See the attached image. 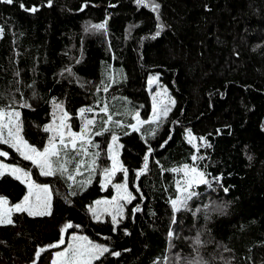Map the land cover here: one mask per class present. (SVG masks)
<instances>
[{
    "label": "trees",
    "instance_id": "1",
    "mask_svg": "<svg viewBox=\"0 0 264 264\" xmlns=\"http://www.w3.org/2000/svg\"><path fill=\"white\" fill-rule=\"evenodd\" d=\"M32 7L38 11L25 10ZM105 22V29L91 27ZM0 30V110L21 113V135L38 149L47 144L53 101L74 131L79 111L104 98L124 99L147 119L145 83L154 72L175 101L151 136L119 133V161L135 199L116 224L89 214L93 202L113 194L99 175L81 188L67 175H41L0 144L4 160L48 185L52 197L50 215L13 213L14 223L0 226V264H51L55 249L48 246L67 224L73 228L65 234L79 232L110 249L95 264H264V0H14L0 3ZM112 72L119 80L108 86ZM25 102L30 107H21ZM187 131L207 144L195 150ZM95 138L102 171L110 133ZM146 155L148 169L137 176ZM193 155L212 186H200L173 214L172 169L192 164ZM26 194L24 183L0 177L9 205Z\"/></svg>",
    "mask_w": 264,
    "mask_h": 264
},
{
    "label": "snow or ice",
    "instance_id": "2",
    "mask_svg": "<svg viewBox=\"0 0 264 264\" xmlns=\"http://www.w3.org/2000/svg\"><path fill=\"white\" fill-rule=\"evenodd\" d=\"M138 5H143L145 0H136ZM0 3L12 4L14 0H0ZM22 8L23 4L20 5ZM49 6H51V0H49ZM153 10H158L159 5L152 3ZM28 11H38V8L32 7L31 9H25ZM97 30L105 29L106 22L101 24H95L91 26ZM159 35V33H157ZM151 84L152 81L150 80ZM107 86L104 88L106 92ZM172 104L175 101H171ZM54 111L52 113V121L48 125H45L43 131L49 133L47 144L42 148L30 145L21 135L22 125H21V113L16 110L5 111L0 110V144H7L11 148L15 149L25 160L31 161L40 170V174L43 176H55L60 174L61 176L67 175V179L75 181L76 175H83L82 168L86 166V161L81 158L75 160L76 157H87L91 156V162L89 166V171H95L96 168V158L99 153H89V149L92 147H98V145L93 144L92 136L102 135L104 131H110L107 125L115 123L117 126H122L119 121H113V116L109 114L107 105L100 108V112L105 114L107 119L103 122L104 127L100 131L93 133L92 129L95 127V120L86 117V112H92L91 108L81 109L80 117L82 118V125L79 132L73 131L69 120L71 119L69 113L64 110L63 105L53 101ZM21 107H30L26 102L21 105ZM170 109L167 106L158 108L155 104L153 106V116L151 121H144L140 119L139 112H136L134 119L137 121L136 125H131L133 131H137V125H142L144 123H152L159 120L161 113L167 116ZM189 143H192L196 137L193 136L191 131L188 132ZM112 142L109 145V159L111 160V166L105 167L103 169V178L105 184L111 183L113 177L118 171L124 173L125 183L115 184L117 195L113 197L110 201H96L97 207L90 209L92 215L95 219L99 220L104 214L110 215L113 224H116L118 217L123 216L124 204L131 202L135 199V196L128 190L127 187V174L128 170L124 168L123 164L119 162L118 156L114 152L113 146L116 145L118 141V136L112 135ZM207 144L204 138H200ZM195 146V145H194ZM210 146V145H209ZM151 152V149H149ZM74 154V155H73ZM0 156H7L6 152L0 151ZM196 155L192 156V164H185L182 168L172 169L173 172L182 173L183 179L177 182V193L178 196L171 200V205L173 212H180L181 209H186L188 207V202L198 193L195 188L199 185H207L209 188L212 186V182L207 178L205 171L198 169L195 166V162L200 159ZM148 159L146 155L144 160V169L137 173V176L143 174L144 171L148 169ZM75 161L74 170H70L68 165ZM5 170L15 179L20 180L21 183L27 185L28 194L25 195L19 203L14 205H9L7 199L0 197V226L13 224L12 214L13 213H26L28 216H45L50 215L51 206V191L48 185H38L31 180L30 174L19 167L10 166L7 164L0 163V176L5 174ZM90 182V177L88 181H81V184ZM218 182V178H217ZM103 186V185H102ZM136 190L139 191V186L134 185ZM227 191V189H225ZM75 194V193H73ZM143 198V197H142ZM135 211H140L137 207ZM175 216L173 217V223H175ZM73 228L72 224H67L62 230L67 232L68 229ZM169 238L174 236V231H169ZM66 241L61 238L57 243L50 244L48 248H61L64 246ZM199 236L196 238V244H200ZM45 248H40L36 252V259L39 260L41 252L45 251ZM110 249L107 246L94 243L84 236L71 237V242L67 243V246L63 248L62 251H57L54 253V258L52 264H95L96 261L100 260L106 253H109ZM113 255L119 256V252L112 253ZM179 260V257H177ZM194 264V262H193ZM202 264V262H201Z\"/></svg>",
    "mask_w": 264,
    "mask_h": 264
},
{
    "label": "rangeland",
    "instance_id": "3",
    "mask_svg": "<svg viewBox=\"0 0 264 264\" xmlns=\"http://www.w3.org/2000/svg\"><path fill=\"white\" fill-rule=\"evenodd\" d=\"M0 34H1V30H0ZM118 80H119V75L117 73L112 72V74L109 76L108 86L115 84V82L118 81ZM150 80L152 81L151 84L149 83ZM145 84H146V89L148 91V94H149V97H150V101H151V112H150V115L148 116V118L147 119H144V121H151L152 120V116H153V106H154V104L158 108L167 106L170 110H171V108L173 107L174 104L171 103V101H173V98H172V96H169L170 94H169V91H168L167 87L165 85L161 84V82L159 81L158 74H156L155 72H154V74H150L148 76L147 81H146ZM105 105H107V107H108L109 114H111L113 116V121H119L121 123V125H122V126H117L115 123L109 124V125H107V127L110 129V131H104L103 134H102V135H104V134H106V132H109L110 133V139H109V142H108V147L106 148L107 149V157L109 159V145L112 142V139H111L112 138V135L115 134L116 136H118V139H119V133L122 130L128 129L130 131H133L130 126L137 124V121L134 119V115H135L136 112H139V111L136 110V109H134L124 99L123 100L113 99V100L107 101L104 98L102 100V103L101 104H97L93 108H91L93 110L92 112H86V114H85L87 118L94 119L95 120V127L92 129L93 133H95L96 131H100L104 127V123L103 122L107 119V117L105 116V114H103V113L100 112V108L104 107ZM5 111H12V110H5ZM16 111H18V110H16ZM53 111H54V105L52 106V113H53ZM79 113H80V111H79ZM78 116H79V119H80V128H81L82 118L80 117L79 114H78ZM164 118H165V116L161 113L160 118H159L158 121L152 122V123H147L146 122V123H144L142 125H137L138 130L135 131V132H138L139 134H141V136L143 138H145L147 136H151V134H153V131L156 129L157 125ZM52 119H53V117H52ZM52 119H51V121H52ZM140 119L143 120L141 117H140ZM72 130H73V128H72ZM79 131H80V129L78 131H76V132H79ZM95 137H96V135H93L92 136L93 144L94 145H98V144H96V138ZM185 139L189 143L188 131L186 132ZM189 144L196 150L198 147L204 145V141H202L200 138H196L195 140L192 141V143H189ZM113 148H114V152L118 156V160H119V156H120V149H119L120 148V144H119V141H117L116 145H114ZM89 153H98L97 147L90 148L89 149ZM18 154L20 155V153H18ZM5 157L6 156H0V163L7 164V165H10V166H14V167H19L18 165H14V164H10V163L6 162L4 160ZM81 158H83L86 161V166L84 168H82V171H83L84 174L83 175H76L75 181L71 180V183L72 184H75L76 183V184L80 185L81 188H84V187H86L87 185H89L92 182V179L95 177V175H99L101 188L102 189H106V188H108L110 186L112 188V190H113V194H112L111 197H108V198H100V199H97L96 201H98V200H100V201L109 200L110 201L113 197H115L117 195V192H116V189H115L114 185L115 184H118V183H125L124 173L121 172V171H118L116 173V175L113 177L111 183L105 184V181H104V178H103V174H102L103 173V170L102 171L99 170V164H98L97 158H96V165L97 166L95 168V171H92V172H90L88 170L89 169V166H90V162H91L92 157L91 156H87V157H76L75 160H79ZM108 162H109V167H110L111 166V160L109 159ZM69 165H74V167H75V161H73V163H71ZM69 165H68V167H69ZM180 168H182V167H180ZM38 170H39V168H38ZM120 174H122V179L121 180H119V178H118V176ZM4 175H10V176L14 177L13 175L9 174L7 172V170H5V174ZM174 175H175V184L174 185H175V188L177 189V182L178 181H181L183 179V174L182 173L174 172ZM89 177H90V182H86L84 184H81V181H88ZM24 185L27 188V185L26 184H24ZM38 185H40V184H38ZM128 186L129 185H128V182H127V187ZM200 186H202V185L197 186L195 188V191H197V189ZM204 186H207V185H204ZM128 190L132 193L130 187H128ZM27 194H28V188H27ZM133 196H134V194H133ZM177 196H178V193H177L176 197ZM96 201L93 202V204L89 208V214H91L93 220H97V219H95L93 217L92 212L90 211V209H94V208L97 207ZM121 203L124 204V211H125L126 206L130 202L129 203H125L124 201H121ZM170 206H171V209H172V212H173V208H172L171 202H170ZM124 211H123V216L122 217H118V221H120V219H122L124 217ZM173 214H175V213L173 212ZM106 217L109 218L111 220V222H112L111 216L110 215H107V214L102 215L99 220H104ZM73 235L87 237L84 234H81L79 232H70L68 235L65 234L64 232H62L61 238H63L66 241V243H65L64 246H61V248H54L55 251H53L52 260L54 258V253L57 252V251H62L63 248L67 246V243H70L71 242V237ZM93 242L99 244L98 242H95V241H93ZM100 245H102V244H100ZM51 264H52V261H51Z\"/></svg>",
    "mask_w": 264,
    "mask_h": 264
}]
</instances>
